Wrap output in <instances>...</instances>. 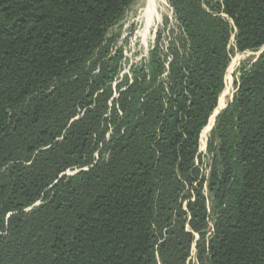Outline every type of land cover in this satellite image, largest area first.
Here are the masks:
<instances>
[{
	"label": "trees",
	"instance_id": "trees-1",
	"mask_svg": "<svg viewBox=\"0 0 264 264\" xmlns=\"http://www.w3.org/2000/svg\"><path fill=\"white\" fill-rule=\"evenodd\" d=\"M136 1L0 0V264H264V0H168V75L113 87Z\"/></svg>",
	"mask_w": 264,
	"mask_h": 264
},
{
	"label": "rangeland",
	"instance_id": "rangeland-1",
	"mask_svg": "<svg viewBox=\"0 0 264 264\" xmlns=\"http://www.w3.org/2000/svg\"><path fill=\"white\" fill-rule=\"evenodd\" d=\"M147 3L157 4V9L155 10V12L157 11L156 18L152 23L144 19ZM180 36L173 9L168 0H137L126 12L123 20L116 27L111 29L108 34V39L112 38L115 40L109 49L110 55H114L117 50H120L123 55L121 62L122 71L112 83L113 87L120 84L124 76L130 77L132 67L144 61V59L148 57L150 51L156 47L160 48L161 57L164 59L165 72L163 76L166 77L168 75V66L171 61V54L169 53L170 43H174L175 46H178L179 50H181ZM261 51L262 49L257 52H233L225 75L224 89L219 96L218 106L201 134V151L205 156H207L206 146L214 125L215 117L232 100L235 93L234 81L238 78L239 67L252 63L259 56ZM113 96L117 97L116 94ZM204 169L208 170L207 157H205ZM77 172L78 171L68 172L67 175H74Z\"/></svg>",
	"mask_w": 264,
	"mask_h": 264
},
{
	"label": "bare ground",
	"instance_id": "bare-ground-1",
	"mask_svg": "<svg viewBox=\"0 0 264 264\" xmlns=\"http://www.w3.org/2000/svg\"><path fill=\"white\" fill-rule=\"evenodd\" d=\"M156 1V0H155ZM157 4H154V3H147V9H146V12L144 14V19L146 21H150L151 23L154 22V19L156 18V13L157 11L155 12V10L157 9ZM162 12V11H161ZM159 17V16H158ZM157 24V23H156Z\"/></svg>",
	"mask_w": 264,
	"mask_h": 264
}]
</instances>
